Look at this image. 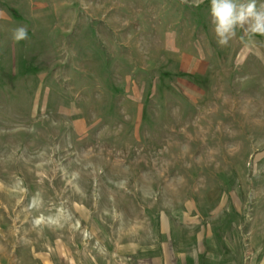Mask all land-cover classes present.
<instances>
[{"label":"rangeland","instance_id":"obj_1","mask_svg":"<svg viewBox=\"0 0 264 264\" xmlns=\"http://www.w3.org/2000/svg\"><path fill=\"white\" fill-rule=\"evenodd\" d=\"M173 233L264 243V37L219 46L210 0H0V264Z\"/></svg>","mask_w":264,"mask_h":264},{"label":"crops","instance_id":"obj_2","mask_svg":"<svg viewBox=\"0 0 264 264\" xmlns=\"http://www.w3.org/2000/svg\"><path fill=\"white\" fill-rule=\"evenodd\" d=\"M197 238L193 239L191 235L189 240L182 241L174 233L169 234L164 241L142 245L147 250H142L125 264H241L247 257V242L226 243L223 239ZM247 245L253 263H257L258 257L264 262V243L249 240Z\"/></svg>","mask_w":264,"mask_h":264},{"label":"clouds","instance_id":"obj_3","mask_svg":"<svg viewBox=\"0 0 264 264\" xmlns=\"http://www.w3.org/2000/svg\"><path fill=\"white\" fill-rule=\"evenodd\" d=\"M201 3L203 0H193L195 7ZM210 17L219 46H227L236 37L237 28L250 38L264 37V3L257 0H210ZM11 38L14 43L27 40V27L15 28Z\"/></svg>","mask_w":264,"mask_h":264}]
</instances>
